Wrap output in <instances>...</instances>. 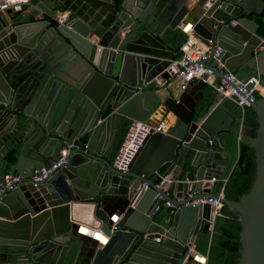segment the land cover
Instances as JSON below:
<instances>
[{
	"label": "water",
	"instance_id": "water-1",
	"mask_svg": "<svg viewBox=\"0 0 264 264\" xmlns=\"http://www.w3.org/2000/svg\"><path fill=\"white\" fill-rule=\"evenodd\" d=\"M49 4L47 19L25 5L0 12V146L11 132H25L7 145L16 155L9 173L22 182L0 200V264H186L194 254L206 264L190 246L221 215L201 199H218L239 222L237 264H264V96L249 105L254 133L229 113L239 111L230 99L214 94L201 111L206 84L171 86L177 55L169 50L176 33H192L204 45L212 39L223 70L211 56L203 66L219 79L224 71L246 79L241 63L253 69L264 40L249 18L262 14V1ZM61 11L69 17L57 25L52 19ZM157 79L166 95L148 105L145 89ZM159 108L172 123L147 137L126 172L117 171L112 156L123 122H145ZM224 134L252 138L255 175L238 201L213 191L232 165ZM63 149L66 164L34 186L33 172L48 169ZM158 174L165 176L160 187ZM165 202L168 226L154 222ZM94 224L91 238L85 225Z\"/></svg>",
	"mask_w": 264,
	"mask_h": 264
},
{
	"label": "built area",
	"instance_id": "built-area-1",
	"mask_svg": "<svg viewBox=\"0 0 264 264\" xmlns=\"http://www.w3.org/2000/svg\"><path fill=\"white\" fill-rule=\"evenodd\" d=\"M28 0H0V12H4L10 8H20L25 5ZM69 17V12H58L52 21L57 25H62ZM190 34V33H189ZM214 44V40L207 41V45L201 43V41L193 34L186 36V39L178 46L177 53L179 57L175 61V72L173 80L179 83V88L184 86L191 80H202L208 86H210L215 95L220 99H230L240 110L241 114L245 109L249 108L250 103L256 100L258 96H264V89L260 84V78L258 75H249L246 79L237 77L233 72L224 71L223 78L219 79L212 73V69L204 67L203 63L211 56L216 61V69L218 71L223 70V64L219 62L220 48L216 47L214 52L211 53V48ZM167 119H160L156 122L149 120L142 122L132 120L128 126L124 139L112 159L113 167L119 172H126L135 157L138 150L142 147L144 141L150 135L156 133H165L167 129ZM68 150L63 149L60 152V157L57 161L53 162L48 169H38L33 172L30 178L31 183L37 186L47 177L57 170L62 165L66 164V157ZM2 182L0 183V200L6 194H9L22 182V176L19 174L5 173L1 175ZM158 182L157 187H160L165 180V176L162 174L157 175ZM227 179L221 181L225 184ZM145 189L146 186L143 185ZM217 197L220 199L224 197L222 189L217 193ZM200 204H208L214 207V217L220 216L219 210L221 204L218 199H201L198 201ZM169 208L168 203L163 204ZM213 230V224L209 225V232ZM96 232L98 233L97 229ZM155 241H159L156 238Z\"/></svg>",
	"mask_w": 264,
	"mask_h": 264
},
{
	"label": "trees",
	"instance_id": "trees-1",
	"mask_svg": "<svg viewBox=\"0 0 264 264\" xmlns=\"http://www.w3.org/2000/svg\"><path fill=\"white\" fill-rule=\"evenodd\" d=\"M261 1L264 5V0ZM249 18L254 20L257 24V35L264 38V10L262 14L251 15ZM185 39V35L176 33L172 40L178 47ZM178 57L179 55H177V58ZM201 93L202 101L206 103V105L201 103V105L204 104L202 105L201 111H206L215 93L208 85L202 87ZM259 98L260 96L257 95L256 99ZM237 115L242 117L244 126L251 129L254 133L257 129V124L255 122V115L252 111L247 108L242 114L237 111ZM129 124V120L123 122V129L117 139V144L114 149L116 152L124 139ZM222 139L225 142V150L230 155L232 162L235 161V164L226 183L217 182L213 191L218 193L222 189L226 199L238 201L243 194L249 192L255 175L254 152L251 147L252 138L244 137L239 144L236 137L232 134H224ZM15 161L16 155L13 150H8L0 162V174L8 173L9 168L11 169ZM163 170L164 168L161 172ZM219 213L221 217H218L214 222L212 232H201L199 235L197 252L207 257L206 264H237L240 251V224L236 218L228 214L224 209H221ZM170 218L171 213L169 208L162 205L154 216V222L162 226H168L169 222L167 223V221Z\"/></svg>",
	"mask_w": 264,
	"mask_h": 264
},
{
	"label": "crops",
	"instance_id": "crops-1",
	"mask_svg": "<svg viewBox=\"0 0 264 264\" xmlns=\"http://www.w3.org/2000/svg\"><path fill=\"white\" fill-rule=\"evenodd\" d=\"M51 0H28V2L25 4L26 6V11H31V10H37L39 15L37 16L39 19H47L48 16L50 15V11H51V8H50V3ZM14 9H18V8H14ZM58 12H56L54 14L53 17H55L57 15ZM254 21V20H253ZM256 24V23H255ZM256 31H257V24H256ZM192 33L190 34H187L185 36H188V35H191ZM257 34V32H256ZM171 44H172V47L169 48V50L173 51L176 53V55H178L177 53V50H176V47H177V44H174L173 43V40L171 41ZM177 59V57H176ZM254 68H249L247 66V62H242V66H241V71H246L247 75H250L251 73L255 72L256 75H258L260 78H262V74H264V40H263V43L262 45L255 51L254 53ZM234 74H238L237 72H233ZM174 85L176 88H179V83L177 81H173V83L171 84V86ZM165 86L166 84L163 83L161 80L157 79L155 80V84H152V85H149L146 87L145 91L148 95V97L146 98L145 102L148 104V105H151L153 104L154 100H155V97H158V98H161L163 99L166 95V91H165ZM180 89V88H179ZM161 108H159L155 113H153L150 118H149V121L151 122H156L160 119H162V110H160ZM240 112V110H239ZM234 119H237L241 116H238L237 115V110L235 111H230L229 112ZM165 119H167V127L168 125H170L172 123V120L169 118V116L167 115L165 117ZM169 119V120H168ZM130 122L132 120H129ZM30 123H32L31 121L28 123V125H30ZM233 125H236V122L233 121L232 122ZM14 131V130H13ZM24 131H14V132H11L9 134V140L7 141V144H3L2 146H0V162L4 156V154L8 151V148H7V145L11 144V142H13L14 139H17L19 136H23L24 135ZM244 139V137H241L240 140H238V144L239 142H241L242 140ZM116 151L114 150V153H113V156H112V159L115 155ZM234 164H235V161L232 162V165L231 167L229 168V171L227 172V175L229 176L230 172L232 171L233 167H234ZM10 172V168H9V171L8 173ZM2 175V173L0 174V176ZM221 182V181H219ZM214 190V189H213ZM164 203H161L160 207L163 205ZM159 207V208H160ZM170 210V209H169ZM171 211V210H170ZM85 227L88 229L86 232V234H88V236H90L91 238H94L96 236V227H97V224L95 226L94 224V227L93 226H89V225H85ZM157 231L158 233L160 232V230H155ZM201 234V232L198 233L197 235V238H196V243L195 245L193 246H190L191 249H196L197 250V241H198V238H199V235ZM99 237L100 234H99ZM186 264H204V259L201 258L200 256L198 255H195L192 256L191 260H187L186 259Z\"/></svg>",
	"mask_w": 264,
	"mask_h": 264
},
{
	"label": "bare ground",
	"instance_id": "bare-ground-1",
	"mask_svg": "<svg viewBox=\"0 0 264 264\" xmlns=\"http://www.w3.org/2000/svg\"><path fill=\"white\" fill-rule=\"evenodd\" d=\"M196 255V254H195Z\"/></svg>",
	"mask_w": 264,
	"mask_h": 264
}]
</instances>
